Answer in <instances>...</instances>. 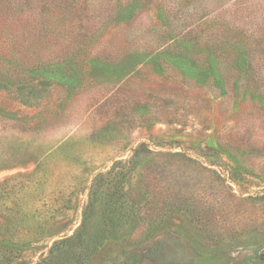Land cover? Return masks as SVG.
<instances>
[{"label": "rangeland", "instance_id": "rangeland-1", "mask_svg": "<svg viewBox=\"0 0 264 264\" xmlns=\"http://www.w3.org/2000/svg\"><path fill=\"white\" fill-rule=\"evenodd\" d=\"M155 1L177 37L218 2ZM156 19L141 12L125 42L109 30L72 62L59 59L71 46L62 39L0 41V264H264V55L253 56L257 82L205 85L193 75L207 62L155 52ZM37 50L61 69L29 105L8 68L27 51L36 64ZM143 143L154 163L142 154L94 195L97 175Z\"/></svg>", "mask_w": 264, "mask_h": 264}, {"label": "trees", "instance_id": "trees-1", "mask_svg": "<svg viewBox=\"0 0 264 264\" xmlns=\"http://www.w3.org/2000/svg\"><path fill=\"white\" fill-rule=\"evenodd\" d=\"M97 8L99 11L96 10ZM148 9L156 11V22L164 26L162 29L156 25L162 30L160 40H165V44L156 49L157 54L178 55L183 61L193 57L207 62L205 71L193 75L205 85L213 79L215 85L223 87L227 75L229 78L233 74H236L238 79L250 80L252 84L253 80L257 82L253 56L257 52L264 55V2L262 0H218L209 14L211 16L207 15V20L202 19L200 30L193 28L187 31L182 30L184 35L180 33V37L174 34L175 31L165 6L155 0H0V41L15 47L17 44L26 42L38 46V44H50L62 39L60 41L71 46L70 51L65 52L59 59L72 62L84 56L93 55L95 51L92 52L89 47L100 41L109 30L117 31L116 34L123 36L122 41L125 42L128 37L124 34V31H127L125 27L131 24L130 21L134 17ZM90 18H100L99 21L106 19L103 28L94 30L90 26L92 24L89 21ZM207 21L212 23L207 24ZM256 46L258 48H255ZM141 52L134 50L137 56ZM26 55L28 64L25 62L21 64L22 61L12 54L11 59L15 60L16 64H11L8 72L13 77L16 75L22 77L20 89L32 91L30 98L23 97V102L39 105L42 101L36 100L52 85L53 76L61 69V65L54 67L59 59L45 60L38 50L31 53L36 64L29 63V51ZM178 56H174L177 57L176 60H179ZM259 70H262V67H259ZM12 83L15 84L14 81ZM142 154L147 156L149 164L154 163L150 155L153 151L147 144H140L134 150L130 160L118 161L110 172L97 175L92 187L93 194H97L102 180L117 169L122 168L124 171L127 166L136 168ZM114 186L118 187L113 184ZM71 240L72 238H66L56 241L51 252Z\"/></svg>", "mask_w": 264, "mask_h": 264}]
</instances>
